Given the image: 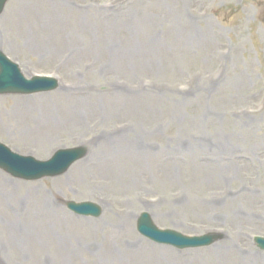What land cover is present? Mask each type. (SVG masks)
<instances>
[{
    "label": "rangeland",
    "instance_id": "374dc122",
    "mask_svg": "<svg viewBox=\"0 0 264 264\" xmlns=\"http://www.w3.org/2000/svg\"><path fill=\"white\" fill-rule=\"evenodd\" d=\"M6 27L26 33L0 32V51L58 86L0 94V142L86 154L38 180L0 169V264H264V0H8ZM143 211L222 237L156 244Z\"/></svg>",
    "mask_w": 264,
    "mask_h": 264
},
{
    "label": "water",
    "instance_id": "95a60500",
    "mask_svg": "<svg viewBox=\"0 0 264 264\" xmlns=\"http://www.w3.org/2000/svg\"><path fill=\"white\" fill-rule=\"evenodd\" d=\"M7 0H0V12ZM53 78L34 76L25 79L18 66L0 52V93H33L55 88ZM86 152L84 147L61 149L45 161L32 156H23L11 151L0 143V169L16 178L25 180L40 179L45 176H56L63 173L75 160ZM66 206L77 214L99 216L100 207L90 202L68 201ZM139 233L158 242L172 245L178 249L200 247L212 244L220 235L207 233L200 236H186L174 230L157 228L147 212H142L136 223ZM257 246L264 250V238L254 237Z\"/></svg>",
    "mask_w": 264,
    "mask_h": 264
},
{
    "label": "bare ground",
    "instance_id": "6f19581e",
    "mask_svg": "<svg viewBox=\"0 0 264 264\" xmlns=\"http://www.w3.org/2000/svg\"><path fill=\"white\" fill-rule=\"evenodd\" d=\"M12 13H14V12H12ZM2 31H11L12 33H16V37L17 38H19V35L20 34H25L26 33V30L25 29H22V28H19V27H12V28H1L0 29V32H2ZM45 203L46 202H44V207H46L45 208V211H47V212H52L53 210H52V208L50 207V206H53V205H51L50 203L48 204L47 203V205L45 206ZM41 204H42V202H41ZM39 209V208H38ZM22 232V231H21Z\"/></svg>",
    "mask_w": 264,
    "mask_h": 264
}]
</instances>
